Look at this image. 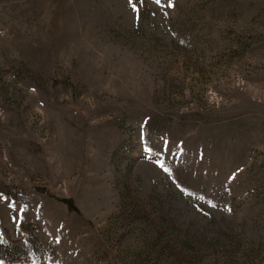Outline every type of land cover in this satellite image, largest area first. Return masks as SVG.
<instances>
[{
	"label": "rangeland",
	"instance_id": "374dc122",
	"mask_svg": "<svg viewBox=\"0 0 264 264\" xmlns=\"http://www.w3.org/2000/svg\"><path fill=\"white\" fill-rule=\"evenodd\" d=\"M133 3L0 0V264H264V0Z\"/></svg>",
	"mask_w": 264,
	"mask_h": 264
},
{
	"label": "snow or ice",
	"instance_id": "6c2138e0",
	"mask_svg": "<svg viewBox=\"0 0 264 264\" xmlns=\"http://www.w3.org/2000/svg\"><path fill=\"white\" fill-rule=\"evenodd\" d=\"M143 2V0H141V3ZM161 2V0H156V3L157 4H159ZM129 3L132 5V7H133V10L134 11H137V13H138V8H137V5L135 4V3H133V0H129ZM168 6L169 7H172V0H169V4H168ZM138 18H139V15H138ZM165 145H166V147H167V142H165ZM147 151H149V152H151L152 150L150 149V148H148V149H146ZM158 163H160L161 164V166H163V162L162 161H158ZM166 171L168 170V169H165ZM235 177V174H233V177H231V178H234ZM201 199H203V197H201ZM211 203V202H210ZM14 207V206H13ZM19 211L21 212V213H23L24 212V208H20L19 209Z\"/></svg>",
	"mask_w": 264,
	"mask_h": 264
},
{
	"label": "trees",
	"instance_id": "16d2710c",
	"mask_svg": "<svg viewBox=\"0 0 264 264\" xmlns=\"http://www.w3.org/2000/svg\"><path fill=\"white\" fill-rule=\"evenodd\" d=\"M0 192L4 193L5 195H13V192L9 189V186H0Z\"/></svg>",
	"mask_w": 264,
	"mask_h": 264
},
{
	"label": "water",
	"instance_id": "95a60500",
	"mask_svg": "<svg viewBox=\"0 0 264 264\" xmlns=\"http://www.w3.org/2000/svg\"><path fill=\"white\" fill-rule=\"evenodd\" d=\"M40 191L43 192L44 191V188H40Z\"/></svg>",
	"mask_w": 264,
	"mask_h": 264
}]
</instances>
